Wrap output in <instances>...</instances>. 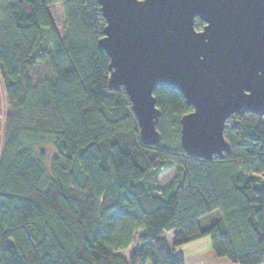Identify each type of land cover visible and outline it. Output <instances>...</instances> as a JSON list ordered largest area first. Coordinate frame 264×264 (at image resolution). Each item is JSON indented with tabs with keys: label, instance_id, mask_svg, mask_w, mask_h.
I'll list each match as a JSON object with an SVG mask.
<instances>
[{
	"label": "trees",
	"instance_id": "1",
	"mask_svg": "<svg viewBox=\"0 0 264 264\" xmlns=\"http://www.w3.org/2000/svg\"><path fill=\"white\" fill-rule=\"evenodd\" d=\"M105 24L98 0H0L11 108L0 150V264H185L176 246L204 236L217 257L264 264V115H232L230 151L190 156L181 117L193 107L178 89L156 86L161 138L143 143L126 90L109 86L110 57L97 44ZM204 25L197 17L195 27ZM39 63L50 76L35 83ZM214 211L220 217L203 225ZM136 242L129 261L116 253Z\"/></svg>",
	"mask_w": 264,
	"mask_h": 264
},
{
	"label": "water",
	"instance_id": "2",
	"mask_svg": "<svg viewBox=\"0 0 264 264\" xmlns=\"http://www.w3.org/2000/svg\"><path fill=\"white\" fill-rule=\"evenodd\" d=\"M98 2L106 24L97 44L110 57L109 86L126 90L143 143L161 138L156 86L178 89L193 107L181 117L190 156L230 151L232 115H264V0Z\"/></svg>",
	"mask_w": 264,
	"mask_h": 264
},
{
	"label": "rangeland",
	"instance_id": "3",
	"mask_svg": "<svg viewBox=\"0 0 264 264\" xmlns=\"http://www.w3.org/2000/svg\"><path fill=\"white\" fill-rule=\"evenodd\" d=\"M48 9L56 25V29L58 30L60 35H63L65 33V27H64V18L62 15L61 7H59L57 3H52L48 5ZM32 74H33L34 82L38 83V81H43L44 78L50 76V70L47 64L39 63L32 69ZM9 112H11V108L8 104L7 94L3 86L2 77L0 74V119H1L0 150L3 145V140H4L5 130H6V122L8 119ZM45 149H46V153L48 156L53 155L55 152L54 146L49 143L46 144ZM176 171H177L176 166H173L169 168L168 170H165L163 173L160 174L158 178V183L165 184L169 182L170 179L175 175ZM257 176H259L262 179L264 178V174H259ZM219 217H220V212L214 211L212 215H206L202 217L201 223L204 225L208 222L209 218L213 220ZM163 236L167 240L169 247H171L172 246L171 232H165ZM197 240H202V242L199 243L198 245L199 247H201L200 248L201 254H204L207 251H209V249H212V242H211L210 236H204ZM191 244H193V241L176 246L177 253H179V255H181L182 257L183 255H185L186 258L192 257L195 253H197V251L195 247H192ZM140 245L141 244H137L136 242L124 250L116 251V253L123 255L129 261L131 253ZM147 264H150V263H147Z\"/></svg>",
	"mask_w": 264,
	"mask_h": 264
},
{
	"label": "crops",
	"instance_id": "4",
	"mask_svg": "<svg viewBox=\"0 0 264 264\" xmlns=\"http://www.w3.org/2000/svg\"><path fill=\"white\" fill-rule=\"evenodd\" d=\"M59 5V7H61V5L59 3H57ZM62 11V9H61ZM63 15V12H62ZM64 18V16H63ZM202 240H194L192 247H195L197 253H195L192 257H185V255H183V258L185 260V264H236L233 263L232 261H230L227 258L224 257H217L215 255V253L213 252V249H209V251H207L204 254L200 253V248L198 245L199 243H201Z\"/></svg>",
	"mask_w": 264,
	"mask_h": 264
}]
</instances>
